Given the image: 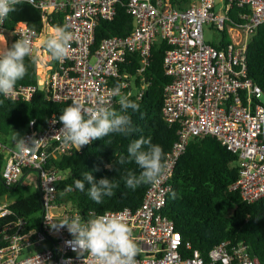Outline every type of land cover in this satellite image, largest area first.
<instances>
[{
  "label": "built area",
  "instance_id": "1",
  "mask_svg": "<svg viewBox=\"0 0 264 264\" xmlns=\"http://www.w3.org/2000/svg\"><path fill=\"white\" fill-rule=\"evenodd\" d=\"M217 1L193 0L178 9L165 0H31L29 3L40 10L42 22L48 27L52 12L65 11L63 24L70 25L74 40L62 63L50 64L44 59L47 53L37 41L41 32L26 23L0 29V35L5 31L11 34L7 45L27 36L39 69L41 65L48 70L41 85L38 78L36 84H17L12 96L6 97L11 100L28 101L43 89L53 102L71 104L80 100L90 106L98 95H107L118 84L122 92L140 98L147 86L143 73L150 64L153 43L161 39L169 45L163 57L170 82L164 87L162 115L177 130L163 162V174L157 184L147 186L137 207L124 206L99 214H117L131 227L140 249L137 264H263L250 256L242 242L228 239L203 256L191 242L183 241L173 221L163 214L169 179L193 137L210 135L238 155L239 176L229 189L248 203L264 198L263 91L248 76L245 56L249 38L264 23V0H219L221 6L216 10ZM232 2L248 11L240 13V23L230 27L237 38L214 47L205 41L203 27L222 28ZM119 7H125L131 16V31L103 37L93 47L97 24L111 21ZM134 56L140 64L131 70ZM111 99L113 106L118 97ZM36 124L35 118L30 119L19 138L26 143L33 140L19 157L14 155L16 147L0 141L4 183L32 186L23 178L34 172L41 201L37 226H29L27 218H17L4 228L11 232L6 236L7 244L0 247V264H91L87 254L74 250L67 228L54 226L63 217L79 213L70 204L56 200L59 181L66 173L52 162L75 146L61 142L62 124L57 115H50L42 128H36ZM13 203L0 201V218L11 214Z\"/></svg>",
  "mask_w": 264,
  "mask_h": 264
},
{
  "label": "trees",
  "instance_id": "2",
  "mask_svg": "<svg viewBox=\"0 0 264 264\" xmlns=\"http://www.w3.org/2000/svg\"><path fill=\"white\" fill-rule=\"evenodd\" d=\"M170 6L183 9L193 0H165ZM248 9L230 4L228 20L222 28H213L218 38L209 41L214 47H222L230 42L228 27L239 24V14ZM65 11H54L49 26L64 25ZM18 23L43 31L44 24L38 8L25 1L16 6L9 18L0 25V29H12ZM132 29V18L125 7H119L111 21H100L95 29V47L103 37L122 36ZM169 45L161 39L151 47L150 64L143 75L147 86L140 98L130 97L139 104V110L131 116L135 131L125 137L109 134L103 139L91 141L76 148L67 155L53 159V164L65 171L66 176L59 181L56 200L70 204L84 217L99 215L106 210H115L124 206L137 207L149 184H142L135 190L125 186L124 177L129 172L139 174L140 169L134 162L116 164L121 154L127 156V146L140 137L150 138L152 143L162 147L164 159L176 139V125L168 124L162 115L164 87L170 82L165 74L163 57ZM246 64L248 76L263 91L264 105V23L260 24L249 38L246 47ZM28 67L25 77L17 84H36L39 65L25 58ZM50 64L55 62L50 61ZM136 56L132 59L131 70L139 66ZM0 134L6 136L9 130H25L30 119H36V128H42L50 115L59 117L67 103L53 102L46 90L39 89L32 99L11 100L0 97ZM112 107L119 110L118 103ZM238 155L223 146L215 137L206 135L190 139L184 153L180 156L173 174L169 179V192L163 214L173 221L183 241L191 242L194 248L205 256L207 251L221 240L246 245L250 256H256L264 264V198L255 202L244 201L239 193L229 189L239 176ZM164 162V160H163ZM4 157L0 154V197L7 194L14 196L11 214L0 218V247L7 244L11 230L4 229L17 218H27L29 226H37L41 214V201L38 189L30 190V185H6L2 179ZM85 171L91 172L94 180L113 178L118 187L113 189L111 197H104L101 204H96L87 195L90 185L85 181V192L74 187V179H82ZM72 186L73 190L67 189Z\"/></svg>",
  "mask_w": 264,
  "mask_h": 264
},
{
  "label": "clouds",
  "instance_id": "3",
  "mask_svg": "<svg viewBox=\"0 0 264 264\" xmlns=\"http://www.w3.org/2000/svg\"><path fill=\"white\" fill-rule=\"evenodd\" d=\"M25 0H0V24L9 18L16 6ZM31 2V0H27ZM74 33L70 25H57L41 41L47 53V61L62 63L69 54ZM30 57L35 64L37 57L32 55L31 40L25 36L7 45L0 51V97H11L17 82L25 77L28 67L25 58ZM122 85H116L107 95H98L92 105L86 106L80 100H74L62 109L58 117L62 127L59 130L61 142L65 145L75 146L77 151L93 140L103 139L109 134L129 136L134 131L131 116L132 112L139 110V104L130 99L131 93L122 92ZM112 97H118L116 103L119 110L112 107ZM3 100H0V104ZM14 153L19 157L26 148L31 146L24 139L12 138ZM127 156L121 154L116 164L134 162L140 169L139 174L129 172L124 177L125 186L135 190L142 184L155 185L163 174L164 153L160 145L152 143L150 138L140 137L132 140L127 146ZM85 181L90 185L87 195L96 204H101L104 197H111L113 189L118 183L113 179L101 178L94 180L91 172L85 171L82 179H74V187L85 192ZM73 190L72 186L67 189ZM66 227L73 237L71 243L78 254H87L91 264H137L136 257L140 249L134 240L131 227L124 219L117 215H95L88 219L82 218L79 213L65 216L54 222V226Z\"/></svg>",
  "mask_w": 264,
  "mask_h": 264
},
{
  "label": "rangeland",
  "instance_id": "4",
  "mask_svg": "<svg viewBox=\"0 0 264 264\" xmlns=\"http://www.w3.org/2000/svg\"><path fill=\"white\" fill-rule=\"evenodd\" d=\"M221 6V2L218 0L215 6L216 10H219ZM50 27H48L47 25H44V29L43 31H41L37 41L38 43L41 44V41L43 40V38L49 33L50 31ZM229 30V27H228ZM203 33H204V38L206 42L215 40L218 38L217 32L210 26V25H204L203 27ZM11 37V34L8 32H4L0 35V51L3 50V48L7 45L9 39ZM39 61V60H38ZM47 69H44L41 65H40V69H39V73H38V84L41 85L43 83V79L45 76V72H47ZM133 90L136 91V87L133 85ZM23 133V130H19V131H15L13 129L9 130L8 134L6 136H3L0 134V141L5 142L8 146H12L14 147V144L12 142V138L14 137V135L16 134L17 139H19L21 137ZM4 166V163H3ZM23 181L29 184L33 185L30 187V190H34L37 188L36 185V175L34 172H30L27 176H25L23 178ZM0 201L1 202H11L14 201V196L12 194H7L5 196L0 197Z\"/></svg>",
  "mask_w": 264,
  "mask_h": 264
},
{
  "label": "crops",
  "instance_id": "5",
  "mask_svg": "<svg viewBox=\"0 0 264 264\" xmlns=\"http://www.w3.org/2000/svg\"><path fill=\"white\" fill-rule=\"evenodd\" d=\"M212 28H213V27H212ZM228 34H229L230 39H232V37H233L234 39L237 38V33H236L234 30H232L230 27H229V30H228Z\"/></svg>",
  "mask_w": 264,
  "mask_h": 264
}]
</instances>
